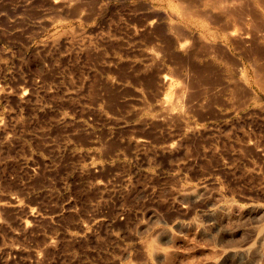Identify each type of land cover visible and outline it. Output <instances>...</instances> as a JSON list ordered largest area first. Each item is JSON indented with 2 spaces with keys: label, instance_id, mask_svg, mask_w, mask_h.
Masks as SVG:
<instances>
[{
  "label": "rangeland",
  "instance_id": "obj_1",
  "mask_svg": "<svg viewBox=\"0 0 264 264\" xmlns=\"http://www.w3.org/2000/svg\"><path fill=\"white\" fill-rule=\"evenodd\" d=\"M181 1L0 0V264H264V0Z\"/></svg>",
  "mask_w": 264,
  "mask_h": 264
},
{
  "label": "bare ground",
  "instance_id": "obj_2",
  "mask_svg": "<svg viewBox=\"0 0 264 264\" xmlns=\"http://www.w3.org/2000/svg\"><path fill=\"white\" fill-rule=\"evenodd\" d=\"M182 1H184L185 3H187V4H191L194 0H182ZM181 1V2H182ZM236 1V0H235ZM195 2H196V0H195ZM198 2V1H197ZM201 2H202V0H201ZM241 2V1H240ZM240 2H239V5H240V7L237 5V4H232V5H229V4H231V2L228 4L229 6H220V5H217L216 3L215 4H210V3H204V2H202L203 3V7H204V9H203V14L205 15V16H207V17H209L210 19H213V20H215V22H219V21H224L223 23L225 24V26L226 27H223L222 28V30L223 31H226L227 32V34H228V36L230 37V40H231V38L233 39L232 40V42L233 41H236L239 45H241V46H244L243 48H245V46L247 45H249L248 43L250 42V39H252V41L250 42L251 44H252V42H253V39H256L255 38V34H254V30L252 29V31H253V33L251 32V34H254L253 36V38H252V36H251V34L249 33V35L251 36V38H250V36L247 34V33H245L244 31H242L241 30V28H240V32L242 31V33H236L233 29H230L229 28V25L231 26V24L233 25V23L234 22H239L240 24H243V23H247V22H244L245 21V16H244V14H246L247 12H246V7H245V12L246 13H244L243 12V9H242V7H241V4H240ZM244 2V1H243ZM226 3H227V1H226ZM236 3H238V2H236ZM244 4H245V2H244ZM243 4V5H244ZM258 4H259V1H258ZM262 4V3H261ZM246 5V4H245ZM189 6V5H188ZM252 6V5H251ZM263 6H264V4H263ZM250 6H248V8H249ZM247 8V11L249 10V11H251V13H252V10H251V8H249L248 9ZM264 8V7H263ZM263 8H261L262 10H263ZM255 11H256V9L255 8H253ZM255 11H253V13L255 12ZM200 12V11H199ZM198 11H197V13H199ZM263 12V11H262ZM196 12L194 13L195 15H198ZM201 13V12H200ZM199 13V15H201ZM250 13V12H249ZM256 13V15H254V16H257L258 17V13L257 12H255ZM249 15V14H248ZM261 16V15H260ZM187 17V16H186ZM247 17V16H246ZM249 18L251 19H253L254 17H253V15H251V17H250V15H249ZM252 21V20H251ZM261 21H263V20H261ZM224 24H222L221 23V25H224ZM227 24V25H226ZM264 25V24H263ZM245 26V25H244ZM261 26V25H260ZM233 27V26H232ZM246 28L247 27H245V30H246ZM258 28V26L256 27V28H254V29H257ZM219 29V28H218ZM243 29V28H242ZM215 30H216V28H215ZM255 31H257V30H255ZM264 31V30H263ZM238 32V31H237ZM244 32V33H243ZM247 32H248V30H247ZM258 32V31H257ZM182 34V33H181ZM249 36H247V35ZM261 34V33H260ZM184 39H186V37L184 38ZM183 40V39H182ZM181 40V41H182ZM189 40V39H188ZM187 40V41H188ZM189 41H191V40H189ZM234 43V42H233ZM203 44V43H202ZM236 44V43H235ZM254 44V43H253ZM190 45V44H189ZM188 45V46H189ZM196 45H197V43H196ZM238 45V46H239ZM187 46V48H188V50H190L191 48L190 47H188ZM201 46H204V45H201ZM200 46V47H201ZM208 46V48H210L211 47V45H210V47H209V45L207 44L206 45V47ZM238 47V48H242V47ZM246 46V47H247ZM200 47H198V48H200ZM214 47H216L217 48V45L216 46H214ZM219 47V46H218ZM251 47V46H250ZM249 46L247 47V48H250ZM255 47V46H254ZM257 47V46H256ZM256 47L254 48V49H256ZM190 48V49H189ZM201 48H203V47H201ZM201 48H200V51H201ZM212 49H213V47H211ZM216 48H215V50L213 51L212 50V52H216ZM222 47H220V49H221ZM258 48H260V47H258ZM257 48V49H258ZM193 49V48H192ZM195 49V48H194ZM261 49V48H260ZM260 49H258V50H260ZM195 51V50H194ZM218 51H219V49H218ZM216 52V53H219L220 52V54H221V56L223 55V56H225V52L221 49V51H223V52H221V51H219V52ZM248 51H250V50H248ZM192 52V51H191ZM196 52H197V50H196ZM195 52V53H196ZM205 52V51H204ZM209 52L211 53V50H209ZM208 52V53H209ZM251 52V51H250ZM188 53V52H187ZM198 53V52H197ZM246 53V52H245ZM249 53V52H248ZM254 53V52H253ZM252 53V54H253ZM258 53H260V52H258ZM199 54H200V52H199ZM212 54V53H211ZM227 54V53H226ZM219 55V54H218ZM217 55V56H218ZM189 56H190V54H189ZM192 56V55H191ZM213 56V55H212ZM222 56V57H223ZM221 57V58H222ZM230 57V56H229ZM219 58V57H218ZM220 58V59H221ZM225 60H227V59H225ZM230 61H232V62H234L233 60H232V58L231 59H229ZM228 61V60H227ZM231 63V62H230ZM169 111V110H168ZM262 240H264V235H262V236H258L257 237V242L258 241H262ZM260 243V242H259ZM255 253H257L256 252V250H253L252 248H243V249H239V250H230V251H226V252H223L222 254H221V257H223L224 259H229V260H235V259H237L238 257H245V259H246V257H250L251 255H253V254H255ZM169 255V254H168ZM214 264H219V260H217V261H215L214 262Z\"/></svg>",
  "mask_w": 264,
  "mask_h": 264
}]
</instances>
